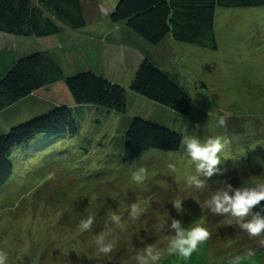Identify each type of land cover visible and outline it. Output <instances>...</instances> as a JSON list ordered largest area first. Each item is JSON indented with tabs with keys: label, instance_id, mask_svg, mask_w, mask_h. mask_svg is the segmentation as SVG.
I'll list each match as a JSON object with an SVG mask.
<instances>
[{
	"label": "rangeland",
	"instance_id": "1",
	"mask_svg": "<svg viewBox=\"0 0 264 264\" xmlns=\"http://www.w3.org/2000/svg\"><path fill=\"white\" fill-rule=\"evenodd\" d=\"M92 1H86L87 8L96 9L92 13L97 19L90 14L84 27L63 30L62 44L69 47L73 42L76 51L68 48L72 55H61L58 62L64 76L90 69L123 85L126 111L74 104L71 111L78 133L58 137L38 134L28 145L12 150V173L0 187V248L9 252L10 264L19 256L23 264H101L95 254L96 234L113 210H123L128 221L127 209L134 202L144 211L138 220L128 222L125 231L116 230L117 248L124 250H115L114 260L107 264H135L134 252L142 247L139 236L166 246L167 233H155L154 225L168 211L182 216L186 224L203 219L211 235L189 260L169 256L161 264H229L235 255L241 256L239 264H264V249L252 257L246 255L251 244V249L262 245L260 238L239 229L233 218L204 207L207 191L185 185L184 178L194 169L182 157L181 145L176 150L150 148L124 163L120 144L127 122L140 116L179 131L182 139L189 134L202 139L222 136L225 162L221 172L209 179L213 187L225 180L239 185L264 178V6L216 7L217 49L179 41L169 33L161 52L133 33L146 45L147 51L140 52L108 19L111 0ZM14 40L16 58L49 42L35 36L14 35ZM145 55L170 71L190 95L188 114L130 88ZM55 104L38 94L19 99L0 111V133ZM222 115L227 117L224 127L217 123ZM169 162L177 164L175 174L167 169ZM140 165L147 166L151 174L145 185L130 180L131 171ZM176 197H187L183 214L176 213L170 202ZM92 214L95 231L80 233V220ZM234 230L241 234L234 235Z\"/></svg>",
	"mask_w": 264,
	"mask_h": 264
},
{
	"label": "trees",
	"instance_id": "2",
	"mask_svg": "<svg viewBox=\"0 0 264 264\" xmlns=\"http://www.w3.org/2000/svg\"><path fill=\"white\" fill-rule=\"evenodd\" d=\"M86 1L0 0V32L39 38L58 35L56 47H61L66 44H62L65 28L79 29L91 20L89 17L93 13L87 8ZM95 2L97 0H93L92 4ZM256 6H264V0H111V7L107 8L106 13L111 22L121 23L127 30L122 31L120 26L118 28L123 38L129 39L126 40L128 43L132 39L131 45L147 51L146 45L142 43L139 47L133 40L135 36H126L132 32L159 47L155 48L162 52L160 46L169 33L176 40L217 49L214 29L216 7ZM93 19H97V16L94 15ZM54 54L51 46L43 47L16 58L0 74V111L31 94L41 95L56 103L48 111L16 123L0 133V187L11 176V154L15 147L28 145L38 134L58 137L78 133L72 105L92 104L117 112L126 111V89L123 85L90 69L64 76L57 54ZM129 86L133 91L180 113L188 114L192 108V98L177 79L147 55L136 68ZM181 142L182 134L179 131L134 116L127 122L120 139L122 161L131 162L150 148L176 150ZM232 233L236 236L241 234L235 230ZM262 249L264 244L254 251ZM116 250L124 249L120 247Z\"/></svg>",
	"mask_w": 264,
	"mask_h": 264
},
{
	"label": "clouds",
	"instance_id": "3",
	"mask_svg": "<svg viewBox=\"0 0 264 264\" xmlns=\"http://www.w3.org/2000/svg\"><path fill=\"white\" fill-rule=\"evenodd\" d=\"M218 126L224 127L227 123L226 116L217 117ZM226 141L219 135H208L203 139L197 134L185 135L181 142V155L194 170L184 178L188 188L207 191V198L203 206L217 215H227L235 220L239 229L250 237H259L264 244V178L234 185L227 180L216 186L209 183V179L221 172V165L225 162ZM167 169L170 174L177 172V164L169 162ZM147 166L140 165L130 173V180L136 185H145L150 178ZM176 197L170 200L176 213L186 212L184 199ZM144 208L140 203H131L127 209L128 221H125L123 210L111 211L103 222L95 236L94 244L96 256L101 264H107L114 260V252L118 247L119 229L121 232L128 227V222L139 219ZM96 217L94 214L82 218L79 222V232H93ZM155 233H167L166 246L160 247L148 242L144 236H139L142 247L134 252L135 264H161V261L169 256H175L181 260H189L199 247L208 240L211 235L209 228L203 219L192 220L187 224L182 216H173L165 213L154 225ZM247 257L255 255L254 249L249 248ZM240 255H235L229 264H239ZM0 264H10L9 252L0 248ZM15 264H23L22 256H19Z\"/></svg>",
	"mask_w": 264,
	"mask_h": 264
},
{
	"label": "crops",
	"instance_id": "4",
	"mask_svg": "<svg viewBox=\"0 0 264 264\" xmlns=\"http://www.w3.org/2000/svg\"><path fill=\"white\" fill-rule=\"evenodd\" d=\"M92 12L94 13V9L92 10ZM96 12V9H95ZM118 25L117 27L119 28V26L121 27L120 29L123 31H127L126 29L123 28V26L120 24H116ZM120 30V31H121ZM91 33L90 31H87V34ZM127 34V33H126ZM131 35L134 36L132 34V32H129L126 36L128 38ZM58 36V35H57ZM57 36H49V37H45L42 39H46L49 40L48 43H45L44 47H48L51 46V48L54 51V56L57 54V59H60L61 55H72L71 51H76V47H75V43H71L70 46L68 47L67 44L61 45V47H56V44H58V39ZM126 37V38H127ZM138 46H142V42L137 40V38L133 39ZM9 42V43H8ZM130 44H132V39L130 40ZM131 47H133V45H131ZM71 51H69V49ZM134 48H136V46H134ZM59 50H64L63 53H60ZM140 51V49H139ZM141 52V51H140ZM16 59V53H15V40H14V36L10 35V34H6V33H2L0 32V74L4 72V70L11 64L14 62V60ZM252 243V242H249ZM254 243V242H253ZM252 247V244H251Z\"/></svg>",
	"mask_w": 264,
	"mask_h": 264
}]
</instances>
